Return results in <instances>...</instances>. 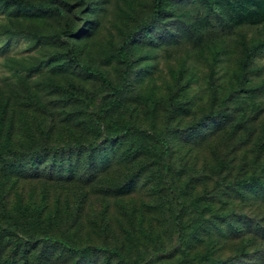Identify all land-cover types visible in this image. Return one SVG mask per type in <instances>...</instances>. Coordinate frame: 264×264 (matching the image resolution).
Returning <instances> with one entry per match:
<instances>
[{
	"label": "rangeland",
	"instance_id": "obj_1",
	"mask_svg": "<svg viewBox=\"0 0 264 264\" xmlns=\"http://www.w3.org/2000/svg\"><path fill=\"white\" fill-rule=\"evenodd\" d=\"M33 1L63 15L0 5V149L84 145L0 161L1 204L33 231L145 264H264V0H165L152 22L153 0ZM66 28L56 38L29 33ZM130 34L127 85L117 93L60 55L71 48L118 87L117 50ZM254 44L245 67L244 46ZM127 125L146 132L107 140ZM153 134L168 142V175ZM252 173L256 180L237 183ZM168 186L184 202L181 245L169 229ZM0 264L123 263L0 236Z\"/></svg>",
	"mask_w": 264,
	"mask_h": 264
},
{
	"label": "trees",
	"instance_id": "obj_2",
	"mask_svg": "<svg viewBox=\"0 0 264 264\" xmlns=\"http://www.w3.org/2000/svg\"><path fill=\"white\" fill-rule=\"evenodd\" d=\"M208 2V1H207ZM164 4L165 0H153L152 3V10L150 14H148L146 21L152 22L157 20L164 11ZM0 5L3 6H13L16 8H20L26 11H51L54 13H57L59 15H63V11L61 8L55 4V3H42L39 1H33V0H0ZM3 31H6L8 33H12L13 30L10 29H4ZM29 33L31 35H34L36 37H44L49 36L50 38H56L61 35H65L69 32V29L66 28L63 31L60 32H53L49 35L41 34L33 30H29ZM132 38V34L127 35L125 40L118 46V55L121 60L125 62L124 68L122 70V79L123 83L120 84L118 87H114L111 80L100 70L94 67H90L86 64L81 63L77 56L75 55L74 51L70 48L62 53L60 55L65 56V62L67 63H73L79 65L84 71L91 73L95 75L102 85L106 87L111 93H117L120 90H123L126 88L127 84H124V81H126L128 77L129 72V64L130 60H128L124 53V45L128 40ZM260 47V44H254L251 46H244L245 49V55L243 59V66H247L250 63V60L256 55L258 49ZM170 108L171 110H174L176 107V103L173 102L172 97L170 98ZM105 112V106L104 104H100L94 118V123L98 125V127L102 124V117ZM146 130L141 128L137 125H127L120 128L115 134H106L107 140L112 141L117 137L118 135H134V134H143ZM153 139L158 142L161 147L162 151L159 156V163L164 171L165 175H168L171 172V166H170V148L168 145L167 140L161 136L160 134H153ZM114 141V140H113ZM84 145L80 141H76L72 144L68 145H61L59 147L54 145H46L41 146L39 148L35 149H12L9 150V154H6L3 150L0 149V161L3 164H9L14 161H20L25 158L33 157L34 155L38 154H47L52 151H56L59 149H65L67 147H82ZM88 146V145H87ZM90 146V145H89ZM257 179V175L255 173L250 174L248 177L237 181L238 184H248L253 182ZM168 189L171 194V198L173 201V204L169 206L168 212H169V229L172 234L175 235V244L181 245L187 235L186 231V225L184 224V202L182 198L179 196L177 192L172 190V187L168 186ZM198 199H193V203L197 202ZM0 217H3L5 219V222L7 224V230H0V236L11 238L14 237L15 241H17V244L21 247L24 243H36L38 240L45 241L48 243H57L60 244L63 248H66L70 252H78V253H84L91 250H97L101 252H106L113 254L117 257L119 262L123 264H145L143 260H141L140 257L135 258L133 260H129L123 256V254L118 251L115 248L107 247L103 245H97V244H84L81 246H73L68 240L61 236L52 235L47 233L46 231H33L26 225L15 213L13 210L6 208L5 204H1L0 200ZM7 231V232H6ZM5 232V233H4ZM3 233V234H2ZM20 248V247H19ZM25 249V247L23 248ZM159 253L158 249H154L152 253L149 254V258L157 255Z\"/></svg>",
	"mask_w": 264,
	"mask_h": 264
}]
</instances>
